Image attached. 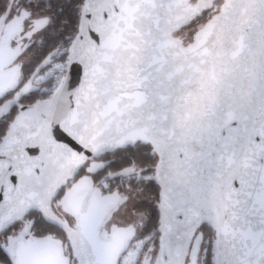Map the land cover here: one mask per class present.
Returning a JSON list of instances; mask_svg holds the SVG:
<instances>
[{
  "label": "water",
  "instance_id": "water-1",
  "mask_svg": "<svg viewBox=\"0 0 264 264\" xmlns=\"http://www.w3.org/2000/svg\"><path fill=\"white\" fill-rule=\"evenodd\" d=\"M216 1H82L59 85L47 99L19 106L0 138V206L11 213L0 231L18 220L14 237L25 241L11 249L16 264H119L134 227L100 231L124 200L97 184L128 168L96 184L80 177L64 191L56 204L74 227L51 200L86 161L135 142L155 153L158 187L155 253L140 264H188V237L173 222L186 212L213 234L221 224L234 231L233 260L264 264L259 174L253 184L245 167L249 153L264 157V0H221L183 43L175 33ZM32 210L66 235L71 262L60 240L32 235L22 220Z\"/></svg>",
  "mask_w": 264,
  "mask_h": 264
},
{
  "label": "flooded vegetation",
  "instance_id": "flooded-vegetation-1",
  "mask_svg": "<svg viewBox=\"0 0 264 264\" xmlns=\"http://www.w3.org/2000/svg\"><path fill=\"white\" fill-rule=\"evenodd\" d=\"M220 2L221 0H217L215 3L218 6ZM52 10V0H0V107L6 104L11 105L8 111L0 116V134L2 133L0 138L7 129L8 124L17 114L19 106H26L45 100L52 94L50 88L52 85L51 76L41 80L40 77L58 61L64 51L67 53L68 49H61V42L66 31V28L61 24H66V21L59 22L54 20ZM216 11V9L208 11L206 17ZM204 14L196 18L188 26L179 29L175 35L181 38L183 43L188 42L196 30L204 23L201 21ZM184 29H191L193 32L189 36L186 33L185 36L181 34ZM48 55L50 57L47 60V66L39 70L34 77H31L36 67ZM155 163L156 155L151 147L140 142L114 149L111 152H105L99 158L86 161L79 168L76 176L68 180L60 188L51 200L52 208L56 214L64 217L71 227H74V219L70 215L63 213L56 204L64 191L80 177L89 176L93 183L96 184L106 174L128 168L129 175L111 180L105 177L97 184V187L100 189L101 194L117 192L119 197L124 200L112 212L110 218L103 222L100 231L108 232L111 226H132L135 232L130 241L131 244L144 223L137 222V225L133 223L122 225L118 224L114 217L120 212V218L124 219L125 213H122L121 209L128 201V195L133 197L142 192H148L149 201L136 200L133 197L135 203L129 206L130 211L140 214L137 211V207L142 203L156 209L158 196L152 193L155 185L153 181V166ZM89 166L92 168L97 167L99 170L93 173L87 172ZM149 175L150 177H148ZM34 214L35 212L30 211L22 217V220L31 222L30 232L32 235L43 236L50 234L60 240L63 244L64 255L68 256L71 262L72 255L66 235L62 231L47 233L43 232L41 228L32 227V220L41 218L39 215L33 216ZM19 224V228L12 233L13 236L21 229L22 224L20 221ZM3 244V239H0V247ZM153 248L155 246L148 249L145 254L146 257L153 258ZM74 261L72 262L74 263Z\"/></svg>",
  "mask_w": 264,
  "mask_h": 264
},
{
  "label": "snow or ice",
  "instance_id": "snow-or-ice-1",
  "mask_svg": "<svg viewBox=\"0 0 264 264\" xmlns=\"http://www.w3.org/2000/svg\"><path fill=\"white\" fill-rule=\"evenodd\" d=\"M264 157L257 153L255 159L252 158V154L249 153L245 157V167L252 168V183L256 182V174H259L260 188L258 189L260 203H261V215L259 218V224L264 227ZM251 198V194H249ZM247 201H244L246 203ZM236 203H240L237 201ZM255 203V202H254ZM178 206H181L178 202ZM6 210L0 206V223L4 219H11V213L5 215ZM176 213L173 215V222L177 224L178 231L181 236L187 235V245L185 260L188 264H248V262H237L232 259V245L231 241L234 239V231L229 226L221 224L219 228L214 231L212 239H205L206 223L200 218L198 214L189 215L185 213V219L183 221H177ZM31 215V214H29ZM235 219V216H234ZM32 227L34 228H48V225L44 224L41 220H32ZM19 228L18 220H13L9 227L3 231H0V239H3L4 245L0 247V264H16L12 260V248L22 249L25 241L22 234L20 238H16L12 233ZM181 236L177 237V240L181 239ZM163 237H161V245L163 246ZM188 253H191L189 258ZM82 264H90L85 260ZM251 264H259V261H252Z\"/></svg>",
  "mask_w": 264,
  "mask_h": 264
},
{
  "label": "trees",
  "instance_id": "trees-1",
  "mask_svg": "<svg viewBox=\"0 0 264 264\" xmlns=\"http://www.w3.org/2000/svg\"><path fill=\"white\" fill-rule=\"evenodd\" d=\"M82 1L83 0H52L53 19L59 22L66 21V24H61L66 28L65 35L63 36V41L61 42V49H66L69 47L70 42L76 32L77 24H78L79 9L82 4ZM207 13L208 12H206L204 16L201 18L202 22H204L207 19L206 17ZM66 55L67 53L64 51V53L59 57L58 60H64ZM0 135H2V133ZM153 188L154 190L152 193L158 196L157 194L158 187L154 185ZM147 193L142 192L141 194L143 197H149ZM32 211L35 212L33 216L36 217V215H39L38 212L34 210ZM137 211L144 214V217H145V222L139 232V238L150 236V238L152 239L154 243V246H156L157 237H158V234L156 232L157 217H158L157 210L154 207H151L145 203H142V204H139V206L137 207ZM39 220L43 221L44 224L48 225V228H41L43 232H47V233L61 232L58 228L47 224L42 218H40ZM212 236H213L212 231L206 226L205 239L206 240L212 239Z\"/></svg>",
  "mask_w": 264,
  "mask_h": 264
},
{
  "label": "rangeland",
  "instance_id": "rangeland-1",
  "mask_svg": "<svg viewBox=\"0 0 264 264\" xmlns=\"http://www.w3.org/2000/svg\"><path fill=\"white\" fill-rule=\"evenodd\" d=\"M218 6L216 3H214V6L212 10H217ZM193 30L191 29H184L181 34L186 36V33H188V36L191 35ZM64 60H58L56 61L41 77V79H44L45 77L51 76L52 78V85H51V91L53 93L56 86L59 85L60 80L62 78L63 72H64ZM150 177V175L148 176ZM136 200H145L149 201L150 197H143L141 193L133 196ZM132 195H128V201L122 206L123 208L122 213H125L124 219H121L119 214H116L114 217V220L118 224L125 225L127 223H133L137 225V222H142V224L145 222L144 214L142 213H134L133 211H130V205H133L135 203V200L133 199ZM132 210V209H131ZM128 213V214H127ZM151 247H154V243L150 236H146L144 238H139V231L136 233L135 239L132 241L130 246L128 247L127 251L123 256L121 257L119 264H140V261L142 259V256L146 254L148 249ZM153 251L155 253V248H153Z\"/></svg>",
  "mask_w": 264,
  "mask_h": 264
},
{
  "label": "built area",
  "instance_id": "built-area-1",
  "mask_svg": "<svg viewBox=\"0 0 264 264\" xmlns=\"http://www.w3.org/2000/svg\"><path fill=\"white\" fill-rule=\"evenodd\" d=\"M68 48H69V47H68ZM67 51H68V49H67ZM65 59H66V56H65ZM64 65H65V61H64ZM54 91H55V90H54ZM54 91H53V92H54Z\"/></svg>",
  "mask_w": 264,
  "mask_h": 264
}]
</instances>
